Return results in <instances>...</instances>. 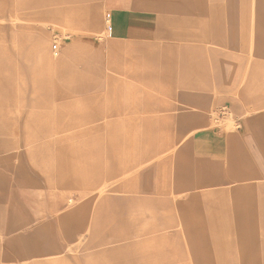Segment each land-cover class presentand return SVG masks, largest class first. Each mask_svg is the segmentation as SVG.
<instances>
[{"label":"rangeland","instance_id":"obj_1","mask_svg":"<svg viewBox=\"0 0 264 264\" xmlns=\"http://www.w3.org/2000/svg\"><path fill=\"white\" fill-rule=\"evenodd\" d=\"M153 1L0 0V264H264V0Z\"/></svg>","mask_w":264,"mask_h":264},{"label":"crops","instance_id":"obj_2","mask_svg":"<svg viewBox=\"0 0 264 264\" xmlns=\"http://www.w3.org/2000/svg\"><path fill=\"white\" fill-rule=\"evenodd\" d=\"M107 3L110 8V18L113 24L112 30L109 31L110 33H113H111L112 37L117 38L121 41H148L152 40L155 37L156 29L159 25V14L154 7L155 3H157L156 1L107 0ZM12 16L13 17L11 18L19 19L18 15ZM65 20H67V22H73V18H66ZM99 24L100 18L94 17L92 19L91 26L96 28L97 26H99ZM2 32V26L0 25V38L3 36ZM36 44L38 47L37 42ZM44 44L39 45V47L41 46V49H39V51L45 50L46 45ZM50 63L52 65H60L64 64V60L62 57L52 58ZM196 128L198 129L199 127H194L192 129V133H195L197 131Z\"/></svg>","mask_w":264,"mask_h":264},{"label":"built area","instance_id":"obj_3","mask_svg":"<svg viewBox=\"0 0 264 264\" xmlns=\"http://www.w3.org/2000/svg\"><path fill=\"white\" fill-rule=\"evenodd\" d=\"M108 28L109 30H112V25H110V18L107 19ZM58 45H54V48L57 49Z\"/></svg>","mask_w":264,"mask_h":264}]
</instances>
